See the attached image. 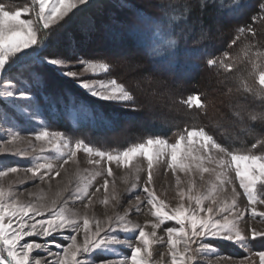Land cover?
Here are the masks:
<instances>
[{
    "label": "snow or ice",
    "instance_id": "obj_1",
    "mask_svg": "<svg viewBox=\"0 0 264 264\" xmlns=\"http://www.w3.org/2000/svg\"><path fill=\"white\" fill-rule=\"evenodd\" d=\"M90 3L91 0H30L23 7L12 8L0 2V75L19 66L18 71L30 73L37 86L46 87V77L38 66L51 65L60 76L71 79L96 100L132 107L135 110L136 99L133 93L116 78L107 75L110 72L108 62L88 60L81 56L68 60L58 55L45 54L55 42L57 34L72 22L76 15L74 10ZM221 4L223 5V0ZM234 4L238 8L239 0H234ZM259 8L261 15L252 17L253 24L257 20L264 23V0H261ZM140 19L154 26L153 39L149 41L152 54H172L177 38L171 25L162 27L143 15ZM245 32L255 35L252 25L240 27L231 44L235 45ZM250 47H245L244 54L248 57L251 68L246 76L238 77L240 87L237 91L259 100V110L250 107L246 97L243 101L236 100L233 108L241 132L254 137L250 147L226 146L219 143L204 127L195 126L177 131L171 141L166 137L150 136L123 150L110 151L97 149L83 139L73 142L65 133L47 127L28 134L36 141H44L50 145L48 149L41 147L40 153L51 151L56 156L36 155L31 164L23 168L19 165L0 167V180L19 172L26 176L31 174L32 179L39 178L40 181L46 176L55 179L61 175L60 170L64 165L69 161L75 162L77 152L100 158L89 159V164H99L103 160L108 164L115 163L124 167L134 158L143 157L147 162V179L142 187L146 197L143 200L139 195L135 197V212L140 213L143 207H148L154 220L146 224L133 222L126 211L123 215L117 212L103 220H92L85 216L81 223L76 212L65 207L67 201L60 202V193L50 203L32 202L30 199L21 201L19 194L10 186L6 189L0 185V264H162L163 254L160 260H153V245L165 243L170 264H199L198 258L201 255L209 258L214 255L217 260L224 258L209 243L212 240L231 242L248 251L250 255L258 256L259 264H264V251L252 253L249 237L240 226L241 221H245L246 214L253 219H264V211H257L256 208L257 204H264V134L256 135L254 128L256 122L264 123V51L257 50L249 54ZM236 59L228 62L229 53L225 51L221 57L209 58L207 63L231 72ZM69 64L73 66L69 67ZM87 73H91L93 79H81V75ZM20 79L22 87L7 89L0 96L5 99V104L18 108L28 119H35L39 112L38 102L31 91L24 90L33 85L23 75ZM8 83L11 84L12 81L9 80ZM18 99L27 100L34 107H20L15 103ZM185 103L189 107L194 105L196 108L206 109L211 101L202 102L200 96H189ZM79 107L81 111L92 114L89 111L90 105ZM8 119L6 113H0V122ZM5 127L8 138L0 140V144H14L20 138V132L14 130L11 124H6ZM8 151L10 150L7 148H0V152ZM11 155L27 156L29 153L15 150L11 151ZM164 159L173 175L178 171L198 172L203 180L204 173H213L216 183L212 185L210 192H200L195 190L196 184L193 180L187 190H184L179 187L181 180L177 177L179 202L170 206L152 188L153 169ZM56 164L59 165L58 168L55 167ZM229 173H234V179L238 181L242 192L237 191ZM107 175L112 176L110 167ZM228 185H232L230 202L228 199H219V193L227 191ZM108 187L109 181L105 179L103 188L107 191ZM96 191L100 189L97 188ZM31 195L29 192L30 197ZM88 196L86 186L79 198ZM241 196L247 200L243 208L237 203ZM43 199L40 197L39 201ZM112 199L119 203L115 195ZM103 203H109L107 197ZM89 204L90 198L84 206ZM166 224L168 226L163 229L166 233L165 241L164 236H158L157 232ZM65 234L68 243L60 251L53 252L47 247L49 241L46 238L54 235L63 237ZM78 236L82 238L78 240ZM262 236L264 232L251 230V240ZM28 237H41L44 242L29 241L26 239ZM123 249L129 250L128 253ZM43 253L47 255H42ZM98 256L105 259L99 260Z\"/></svg>",
    "mask_w": 264,
    "mask_h": 264
},
{
    "label": "trees",
    "instance_id": "obj_2",
    "mask_svg": "<svg viewBox=\"0 0 264 264\" xmlns=\"http://www.w3.org/2000/svg\"><path fill=\"white\" fill-rule=\"evenodd\" d=\"M9 7H23L30 0H0ZM261 0H239L235 8L234 0H91L89 5L79 6L72 22L57 34L55 42L46 50V55H58L73 60L76 56L84 59L108 62L107 74L123 83L136 99L135 109L121 113L116 104L98 101L67 77H62L54 66L40 67L47 86L40 87L32 80L30 73L18 71L19 66L1 76L0 83L9 80L21 82V75L27 78L33 96L43 109L49 128L74 136V131L89 132L86 136L98 139L110 138L108 150H123L150 136L175 138V133L185 128L204 127L221 144L235 148L250 147L254 137L241 129L236 123L233 108L236 100L245 97L250 107L259 110L260 101L238 92L240 80L251 68L244 54L246 46L250 53L264 51V23L253 16H260ZM82 9V10H81ZM143 15L154 24L162 27L171 25L177 38L172 54L153 55L149 41L153 39L154 26L140 19ZM220 16L221 21L216 23ZM252 25L255 35L245 32L235 45L231 41L237 29ZM125 51L130 55H123ZM229 53V61L237 58L231 72L217 65L209 66L207 60ZM121 53L120 55L118 53ZM117 53V54H116ZM130 64V66H128ZM141 73H139V72ZM141 75L147 76L148 89L159 86L172 92L173 106L178 110H158L166 126L153 124L147 130L128 131L129 139L121 140L120 129L132 117L147 113L151 101L140 98L137 88L142 87ZM144 81V80H143ZM134 83V85H133ZM143 88V87H142ZM231 89V91H229ZM189 96H200L202 102L211 101L206 109L189 107L185 101ZM1 102V100H0ZM80 105H90L91 115L80 110ZM154 106V105H153ZM153 109V108H152ZM160 109V108H159ZM76 118L74 122L70 117ZM256 135L264 134V123L254 125ZM91 133V134H90ZM110 135V136H107ZM243 136V139L237 137ZM72 139V138H71ZM99 146V145H98ZM223 253L238 256L240 251L232 244L215 242ZM254 250H264V238L252 240Z\"/></svg>",
    "mask_w": 264,
    "mask_h": 264
},
{
    "label": "rangeland",
    "instance_id": "obj_3",
    "mask_svg": "<svg viewBox=\"0 0 264 264\" xmlns=\"http://www.w3.org/2000/svg\"><path fill=\"white\" fill-rule=\"evenodd\" d=\"M220 21L221 17L218 16L216 18V23L219 24ZM120 52L123 54L121 57H130V55L125 51ZM121 53L118 54L120 55ZM72 66V64H69V67ZM128 66H130V64H128ZM76 67L79 69V66ZM103 75L104 74H100V76ZM1 76L2 75H0V81ZM81 79H93V76L91 73L82 74ZM145 80H147V76L141 75V79H135L134 81H140V84H142L143 87L142 88L139 86V88H137L138 92H141L139 97L148 99L151 101L152 105L150 108H148V110H146L147 113H136L141 115L136 118L132 117L129 122H126L120 128L123 130L120 135L122 136L121 140L129 139L132 136L130 131L126 130L129 128V126H133L129 128L131 131L136 129L147 130L153 124L166 126L168 124L166 120L161 117V115L158 116L156 114L160 113L162 110L178 111L173 106L171 99L172 92H170L168 89L159 87L158 85L148 89L147 85L145 84ZM146 82H148V80ZM22 86L23 85L21 82L16 84L14 82L11 84L8 82L0 83V93L10 88L15 90V88ZM24 90L31 91L29 88H25ZM0 100V113H6L9 117L7 121L0 122V140L8 138V130L5 127L6 124H11L14 130L20 132V138H18L14 144H0V148H7L10 150L8 152H0V167L19 165L23 168L25 166H29L32 162V158L36 155H43L46 157L56 156V153L51 151L40 153L39 149L41 147L48 149L50 148V145L44 141H36L33 137L28 135L32 132L38 131L41 127L49 128V123L44 116L43 109L39 106V112L36 113L35 119H28V117L21 113L18 108H13L11 105L5 104V99L2 96H0ZM15 103L20 107H26L29 109L34 107L32 103L23 99H18L15 101ZM115 106L119 108L118 111L122 114L128 113L134 116V114L128 110L133 109L132 107H122L117 104ZM154 107L160 112H158V110L155 111ZM70 117L73 118L72 120L74 122H76V118H74L72 115H70ZM73 133L74 136L69 137L70 139L72 138L71 140L73 142H75L77 139H83L85 143L91 144L97 149L110 151L107 149L111 143L110 138L106 137L96 140V138L92 137L91 133L90 136H86V134L89 132L74 131ZM33 149H35V151H33ZM15 150L28 152L29 155H11V151ZM65 151L67 150L65 149ZM89 159L100 160L99 157L89 156L84 152H77L75 162L69 161L67 165H64L63 169L60 170L61 175L56 176L55 179H51L46 176L43 181H40L39 178L32 179L31 174H27L26 176L25 173L19 172L9 174L8 176L4 177L2 180H0V185H3L6 189L10 186L14 192L19 194L21 201L30 199L32 202L50 203L52 199L57 198V193H60V202H64L66 200L67 203L65 204V207L74 210L79 216L81 223L85 216L92 220H103L106 218V216H112L117 212L120 215H123L126 211L129 213V219L133 220V222L146 224L154 220L148 211V207H143V210L140 213L135 212V205L137 203L135 197L139 195L142 200L146 197V194L142 192V187L147 179V162L143 159V157L134 158L132 161H130L127 167H124L123 165H117L115 163L108 164L103 160H101L99 164H89ZM57 160H59L58 156ZM207 166L215 167L214 165ZM55 167L58 168L59 165L56 164ZM109 167L112 169V176L107 175V169ZM229 176L233 177V182L237 187V191L242 192V190L239 189L238 181H235L234 179V173H229ZM177 177H179L181 180L179 187L184 190H187L193 180H195L196 184L195 190L200 192H210L212 190V185L216 183L215 175L213 173H204L203 180L200 179V173L198 172L183 173L178 171L175 175H173L172 170L167 168V160L164 159L153 169L152 188L156 192L157 196L170 206H175L179 202L176 184ZM105 179L109 181V187L107 191H105L103 188ZM133 185H136V187L133 188ZM86 186L89 196L80 199L79 197ZM231 187L232 185H228L227 191L220 192L219 199H228L230 202ZM97 188H99L100 191H96ZM29 192L32 193L31 197L29 196ZM113 195L117 197L119 203L112 199ZM40 197L44 198L43 201H39ZM106 197L109 200L107 205L103 203V200ZM89 198L91 199V204L85 207L84 205L87 204ZM237 203L241 208H243L247 204V200L245 197L241 196ZM256 208L257 211H264V204H257ZM37 219L40 218L37 217ZM245 221H241V230L244 231L249 237L252 253L258 252L257 250H254L251 245V230L255 229L256 231L264 232V219H261L260 217L253 219L250 215L246 214ZM167 226V224L161 226V229L157 232L158 236H164L165 241L166 233H164L163 229ZM147 230L151 231L150 228ZM77 238L80 240L82 237L78 236ZM262 238H264V236L257 237L259 240ZM26 239L29 241L35 240L36 242H44V238L41 237H28ZM46 239L49 241L47 247L51 248L53 252L60 251L62 247L66 246L68 243L67 234H65L63 237L60 235H54L53 237H48ZM215 242H226L228 244L234 245L228 241H209V243L214 245L219 254L224 258L217 260L214 255L210 258L205 255H201L198 258L199 264H259L258 256L250 255L248 251L241 249L237 245L234 246L238 248L240 253L238 256H232L223 253L221 248H218L215 245ZM166 247V243L153 245L154 261L160 260L161 254H163V262H168V264H170V257L167 255ZM123 251L127 254L129 250L123 249ZM42 255L47 254L43 253ZM97 259L102 260L105 259V257L98 256Z\"/></svg>",
    "mask_w": 264,
    "mask_h": 264
}]
</instances>
